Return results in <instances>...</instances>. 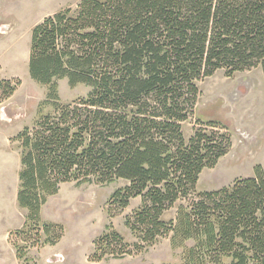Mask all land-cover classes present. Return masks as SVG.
Wrapping results in <instances>:
<instances>
[{"label":"trees","instance_id":"obj_1","mask_svg":"<svg viewBox=\"0 0 264 264\" xmlns=\"http://www.w3.org/2000/svg\"><path fill=\"white\" fill-rule=\"evenodd\" d=\"M254 68L264 84V0H81L34 26L27 72L47 95L32 127L12 139L20 163L16 204L25 211L22 227L9 234L16 259L29 264L30 249L62 239L63 228L40 215L61 185L121 180L108 215L138 198L124 218L136 241L106 226L89 262L123 259L169 237L182 250L181 264H264V168L198 193L199 175L227 154L230 136L211 120H196L188 139L182 131L197 82ZM62 79L89 87L88 96L60 103ZM19 86L0 79V104ZM178 202L174 219L164 221Z\"/></svg>","mask_w":264,"mask_h":264},{"label":"rangeland","instance_id":"obj_2","mask_svg":"<svg viewBox=\"0 0 264 264\" xmlns=\"http://www.w3.org/2000/svg\"><path fill=\"white\" fill-rule=\"evenodd\" d=\"M80 1L0 0V79L20 81L12 97L5 104H0V170L1 180L6 184L2 195L4 190L0 183V213L13 225H19L25 213L16 204L20 165L18 145L12 139L22 129L32 127L38 106L47 95V87L32 81L27 72L31 30L60 10H75ZM261 80L260 68H254L236 73L231 78H226L224 71L220 70L196 83L199 97L193 116L182 125L185 138L191 136L196 120H211L222 123L231 140L227 154L218 160L215 167L201 172L196 192H213L229 187L236 179L251 178L254 167L264 168V91ZM89 92L90 88L84 85L70 87L66 79L57 82V94L62 104L86 98ZM42 112L49 114L52 109L44 105ZM125 185L121 180L109 185H77L75 182L61 185L58 193L48 198L40 215L43 222L63 228L57 248L67 256L48 255L43 260L38 254L41 248L30 249L27 254L29 264H181L182 250H173L169 237L160 238L142 252L123 259H107L98 263L88 261L93 242L107 232L106 226H111L127 243L136 241L125 227L124 218L139 206V199L130 201L129 206L114 218L108 215L110 196ZM182 203L178 202L166 211L162 219L173 220L177 206Z\"/></svg>","mask_w":264,"mask_h":264},{"label":"crops","instance_id":"obj_3","mask_svg":"<svg viewBox=\"0 0 264 264\" xmlns=\"http://www.w3.org/2000/svg\"><path fill=\"white\" fill-rule=\"evenodd\" d=\"M261 76H262V74H261ZM261 84H262V88H263V91H264L263 79L261 80ZM19 165H20V163H19ZM4 167H5V165H4ZM19 169H20V166H19ZM1 171L2 170H0V183H1V188H3V190H4V191L2 190L3 191V194L2 195H4V192L6 191V184L4 183V181L1 180L2 179L1 178V176H2V174H1L2 172ZM5 172L6 171L4 170V173ZM17 174H18V172H17ZM2 183H3L4 186L2 185ZM1 198H2V196H1ZM1 198H0V201L2 202ZM3 200H4V196H3ZM133 200L136 201V200H138V198L133 199ZM23 212L25 213V211H23ZM4 216L0 213V264H11V263L21 264L16 259L15 251H14L13 247L11 246V244L9 243V234L11 232H13L15 230H18V229H20L22 227V225L24 223V218L22 219V221H21V223L19 225L18 224H14L13 225L11 222L5 221L4 220V218H5ZM41 220H42V218H41ZM60 242L57 245L53 246V247L46 246V247L41 248L39 250L38 254L40 255V257L43 260H45V258L48 255L49 256H54V255H56V256H59V255L62 256L61 254L66 255L62 250H58V248H57L58 245L60 244Z\"/></svg>","mask_w":264,"mask_h":264},{"label":"built area","instance_id":"obj_4","mask_svg":"<svg viewBox=\"0 0 264 264\" xmlns=\"http://www.w3.org/2000/svg\"><path fill=\"white\" fill-rule=\"evenodd\" d=\"M59 258V257H58Z\"/></svg>","mask_w":264,"mask_h":264}]
</instances>
